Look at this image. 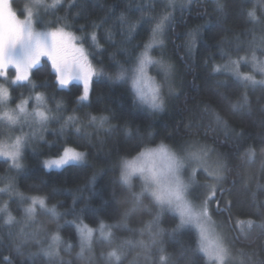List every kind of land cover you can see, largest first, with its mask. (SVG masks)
Masks as SVG:
<instances>
[{"label": "trees", "instance_id": "16d2710c", "mask_svg": "<svg viewBox=\"0 0 264 264\" xmlns=\"http://www.w3.org/2000/svg\"><path fill=\"white\" fill-rule=\"evenodd\" d=\"M175 1L59 0L48 7L53 0H43L37 7L39 30L72 32L93 62L110 72L132 63L163 22L156 54L172 75L161 111L142 106L130 88L106 79H94L81 99L82 79L61 86L46 59L31 71L37 89L6 82L12 104L24 93L42 92L55 117L44 138L26 147L20 168L0 159V188L7 189L0 192V208L7 205L0 214V264H210L192 226L146 192L141 178L130 184L121 179L124 158L161 143L177 150L203 146L212 161H222L218 178L199 170L195 197L209 199L229 251L227 264H264V72L258 63L264 52L251 49L264 39V0H219L222 7L217 0ZM29 4L12 0L21 18ZM253 11L255 20L248 15ZM250 52L255 66L245 60ZM230 61H239L240 76ZM65 148L86 153L88 160L48 169L45 161ZM33 197L43 198L45 207L36 205L28 218ZM218 201L225 211H216ZM53 208L56 215L48 211ZM9 213L12 224L5 223ZM102 224L111 236L97 231L82 244L78 227L99 230ZM53 235L60 237L55 245ZM113 250L119 260L109 257Z\"/></svg>", "mask_w": 264, "mask_h": 264}, {"label": "snow or ice", "instance_id": "6c2138e0", "mask_svg": "<svg viewBox=\"0 0 264 264\" xmlns=\"http://www.w3.org/2000/svg\"><path fill=\"white\" fill-rule=\"evenodd\" d=\"M43 0H33L31 7L26 5V18L19 20L17 14L11 9L9 0L5 3V20L0 24V77H8L9 69L14 70V79L11 83L30 81V73L33 69L41 64V60L46 58L50 62L51 68L56 74L57 81L61 86L67 85L71 79H83L84 82V95L81 99H87L88 96V83L89 77L92 75V68L88 63L87 54L82 46H77L74 42L76 37L71 33L64 32L63 30H44L39 31L33 27V9L40 4ZM59 0H53L52 5L48 7H55ZM217 4L220 5L219 0ZM249 17L253 20L256 19L255 12H249ZM166 19V18H165ZM163 27V22L156 25L155 31H159ZM92 40L95 41V34L92 35ZM147 47V46H146ZM244 59V58H241ZM256 57L253 55V60ZM153 61L149 58L148 52L145 51L139 59L138 66L134 69L132 75V84L136 90L139 99L143 102H150L153 108L162 107V100L158 97L159 87L150 80L146 75L147 65ZM159 63V62H157ZM236 74L240 76L238 71L239 61H230ZM165 72L170 71V66L162 65ZM260 69L264 72V62H261ZM213 71H219V68H214ZM124 73L122 72L118 79H122ZM244 80L252 81L251 76L244 75L241 77ZM255 82V81H253ZM264 83V81H262ZM36 109L33 112H28L25 105L27 100H22L17 105L16 110H4L0 112V120L5 121L8 125H16L20 121H32L43 126L50 118L46 110H40L44 104L42 94L35 95ZM8 100V88L0 84V105H5ZM246 100V98H245ZM93 120L96 117L92 118ZM104 118H101L103 120ZM217 121L221 120L219 115L216 116ZM25 137L23 134L17 136L14 141L8 143L0 141V156L11 159L13 166L20 168L19 157L21 155L22 147L24 146ZM84 158L82 152H77L72 148H65L63 155L56 160L45 161L46 167H61L69 164L70 162L80 161ZM186 160L194 161L197 167L203 168L208 175L218 178L223 171V163L217 158L212 161L209 157V150L203 146H196V151L189 150L185 157ZM185 159H178L176 154L171 152L166 145L160 144L156 148H146L140 155L133 161H126L124 164V171L121 172V179L125 184H130V177L139 173L144 180V190L150 192L151 196L159 204H167L176 208L181 215L182 222L185 215L197 223L200 230V250L204 251L209 259L219 261V264H224L228 255V250L222 246L219 237L216 236L214 231L206 227L202 222L206 216V203L199 205H190L186 199L189 184L185 183L180 178V170L184 168ZM195 169H193V176ZM154 185V188H149L148 185ZM7 189H0L6 191ZM210 194L216 191L215 185H208ZM138 198V197H137ZM39 205L41 208L45 207L43 198L33 197L32 205L29 206L25 212L29 218L33 216L36 209L34 205ZM7 205L0 208V212H4ZM53 215H56L55 209H49ZM14 218L11 214H7L5 220L6 224H12ZM250 226V222H249ZM101 234L107 239L111 233L103 231L104 225L101 226ZM82 244L90 241L92 236V229L86 226L80 229ZM60 240L58 235L52 236L53 245ZM49 255L54 252L49 250ZM109 257H114L119 260L120 257L116 250L109 253ZM164 257L161 256V259Z\"/></svg>", "mask_w": 264, "mask_h": 264}, {"label": "rangeland", "instance_id": "374dc122", "mask_svg": "<svg viewBox=\"0 0 264 264\" xmlns=\"http://www.w3.org/2000/svg\"><path fill=\"white\" fill-rule=\"evenodd\" d=\"M5 3H6V0H0V24H2L4 22L5 16H6ZM175 3H178L177 0L175 1ZM32 4H33V0H30L29 7H31ZM9 5H10L11 9L17 14L16 10L14 9V7L12 5V0H9ZM37 7H35L33 9V27H34V29L39 30L37 28V26H36V20H37L36 17H37V12H38L37 11ZM17 18L19 20H24L26 17L25 18H21L17 14ZM56 30H61V29H54V30H50V31H56ZM39 31H44V30H39ZM63 31L64 32L71 33L74 37L78 38L74 42L76 43L77 46H82L84 48V50H85V53L87 54L88 63H89V65L92 68V75L89 77V83H88V85L94 79H106V80H108L110 82H113L114 84H122V85H125L128 88H130V90L134 93V95H135L137 101L139 102V104H141L142 106L147 107L149 109L155 110V111H161L162 110L163 105H165L164 102H163L164 101V93L163 92L165 90V85H167L168 87L170 86V76L172 74H171V68H170V71L165 72L164 67L162 65H167V66H169V65L164 61V59L162 57H160L158 54H156V51H157L158 47H160L163 44L162 38L160 37V34L161 33H159L158 31H156L153 40L148 44V46L145 48V50L132 63H130L127 66H123V67L119 68L116 71L110 72V71H106L104 68L96 65L93 62V60L91 59V57H90L87 49L85 48V46L81 44L80 37L76 36L75 34H73L70 31H67V30H63ZM260 40H261V42L260 41H254L251 44L252 45V48L251 49L252 50L256 49L254 51L257 52V55H260L261 53L264 52V46H263L264 45V39H260ZM260 43L262 45H260ZM145 51L148 52L149 58L153 61L152 63H150V64L147 65L146 75H147V77L150 78V80L152 82H154L159 87L158 97L163 102L162 103V107H160V108H153V107L150 106V104L141 101L139 99L137 93H136L135 88L133 87V84H132V75L134 74V69L138 66L139 59L141 58L142 54ZM249 55L252 56L253 53L250 52ZM252 58H253V56H252ZM252 58H249V57H247L245 55V60H246L247 64L248 65L255 66L256 63H254V60ZM45 59L46 58H43L42 60H45ZM157 62H159V63H157ZM261 62H264V53H263L262 61ZM261 62H258V63H261ZM11 71H13V73H14V70L10 68L7 78L0 77V84H3L6 88H8V100L6 101L5 105H0V112H3L4 110H16V111H18L17 105H19L22 100H27L28 101V103H27V105H25V107H26V109H27L28 112H33L36 109V101H35V98L34 97H35L36 94H42L43 95V98H44V104L41 106V109L40 110H46L47 111V114H49V116H50V118L48 119V121L43 126H41V125H39L37 123H34L32 121H27V122L20 121L16 125H8L5 121L0 120V141H6L8 143H11L12 141L15 140V138L17 136H20L21 134H23L24 137H25L24 146L22 147L21 155L19 157V163L21 164L22 163V160H23L24 151H25L26 147L27 146H30L34 142H37L39 140L41 141L44 138L46 132L49 129L50 121L53 120V118L55 117V113L52 110L51 104L49 102L48 95L47 94H44L42 92H34L33 91L30 94H28V95H27V93H24L20 97V100H18L15 103L16 105H14V103L12 104V101L15 98L13 99V97H12L13 96V93L11 92V89L9 87V84H6L7 81L11 82L14 79V76H12L11 73H10ZM33 71H35V69H33ZM122 72L124 73L123 78L122 79H118V77L120 76V74ZM30 77H31V73H30ZM30 81H31V85L34 88H36L38 84L35 83V82H33L32 79H30ZM82 81H83V79H82ZM4 82H5V84H4ZM25 83L28 84V81L17 82V83H12V84H23L25 86L26 85ZM18 86H20V85H18ZM64 86H66V85H64ZM60 107H61L60 104H57L56 105V108L57 109H60ZM91 121L94 122L93 124H97L96 122H98L96 119L95 120L92 119ZM167 146L169 147V150L171 152H173V153L176 154V156H177L178 159H185L187 152L189 150L196 151V146H198V145L193 146V147H191V146H185L184 148H182V150L174 149V148H172L169 145H167ZM75 151L81 152V151H78V150H75ZM82 153L84 154V158L82 160L75 161V162H70L69 164H71V163H78V164L85 163L88 160V158H87L86 153H84V152H82ZM60 157H58V158H52V159H47L46 161L56 160V159H59ZM137 157H135L134 159L129 160V161H133ZM0 159H5V160L12 161L11 159L5 158L3 156H0ZM66 165H68V164H66ZM66 165H63L61 167H56L55 165H53L52 167H47V168L48 169H61V168H63ZM193 169H195V175L194 176H193ZM201 169H203V168L197 167V165L195 164L194 161H190V160H186L185 159L184 168L181 169L180 170V173H179L180 178L185 183H187V184L190 185L189 188H188V190H187L186 199L189 201V204L190 205H193V206L194 205H199V204H202V203L205 202V200L203 202H199L196 199V197H195V191H196V196H197V190H198V188H197L198 184L197 183L199 182L198 181V176H199V170H201ZM136 177H139V178H141L143 180L142 176L139 173L134 174L131 179L136 178ZM130 182H131V180H130ZM148 187L149 188H154V185L149 184ZM2 188H0V189H2ZM31 205H32V203H31ZM163 205L167 206L173 212L177 213L181 217L180 212L176 208H174L172 206H169L167 204H163ZM35 206L36 205H34V207ZM1 213L2 212H0V214ZM26 217H27V215H26ZM183 220L186 221L185 222L186 224L192 226L197 231V233L199 235V241H200V230L197 227V223L195 221H193L192 219H190L188 215H185L184 218H183ZM202 222L205 223L206 227H209L212 231H214V233L216 234V236L219 237V240H220V243L222 244V246H224L227 249V246H226V244L224 242L223 233L219 229L218 223L216 222L215 218L213 217V215L211 213L209 199H207V203H206V216L203 218V221ZM85 226H79L78 227L80 239H81L80 229L83 228V227H85ZM86 227L87 228H90L88 226H86ZM90 229H92V228H90ZM97 231H99L101 233V227H100L99 230L92 229V236ZM103 231L105 233H108V231H107V229L105 227H104ZM92 236H91V238H92ZM91 238H90V240H91ZM89 242L84 243V244H89ZM202 253L206 256V258L208 259V261L210 262V264H219V261H217L215 259H209L208 255L204 251H202ZM228 259L229 258H228V255H227V257H226V259L224 261V264H227Z\"/></svg>", "mask_w": 264, "mask_h": 264}, {"label": "clouds", "instance_id": "9594fccd", "mask_svg": "<svg viewBox=\"0 0 264 264\" xmlns=\"http://www.w3.org/2000/svg\"><path fill=\"white\" fill-rule=\"evenodd\" d=\"M148 104H150V102H148ZM161 144H163V143H161ZM158 146H159V145H158ZM158 146H156V147H158ZM166 146H167V145H166ZM167 148L169 149L168 146H167ZM127 159H128V158H124V159L121 161V172L124 171V164H125V162L127 161ZM132 177H133V176L130 177V180H131Z\"/></svg>", "mask_w": 264, "mask_h": 264}, {"label": "water", "instance_id": "95a60500", "mask_svg": "<svg viewBox=\"0 0 264 264\" xmlns=\"http://www.w3.org/2000/svg\"><path fill=\"white\" fill-rule=\"evenodd\" d=\"M219 205H220V201H218L217 203H216V206H215V208H216V211H218V212H222V211H225L224 209H219Z\"/></svg>", "mask_w": 264, "mask_h": 264}, {"label": "bare ground", "instance_id": "6f19581e", "mask_svg": "<svg viewBox=\"0 0 264 264\" xmlns=\"http://www.w3.org/2000/svg\"><path fill=\"white\" fill-rule=\"evenodd\" d=\"M215 206H216V204H215ZM216 209V208H215ZM220 209V208H219ZM221 210V209H220ZM227 240V239H226Z\"/></svg>", "mask_w": 264, "mask_h": 264}]
</instances>
